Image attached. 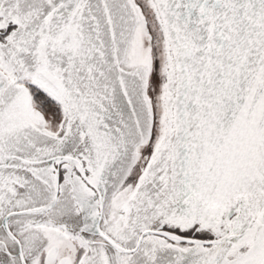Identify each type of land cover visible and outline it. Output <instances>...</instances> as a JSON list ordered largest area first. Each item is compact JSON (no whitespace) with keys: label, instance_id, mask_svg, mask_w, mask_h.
<instances>
[{"label":"snow or ice","instance_id":"6c2138e0","mask_svg":"<svg viewBox=\"0 0 264 264\" xmlns=\"http://www.w3.org/2000/svg\"><path fill=\"white\" fill-rule=\"evenodd\" d=\"M0 264H264V0H0Z\"/></svg>","mask_w":264,"mask_h":264}]
</instances>
